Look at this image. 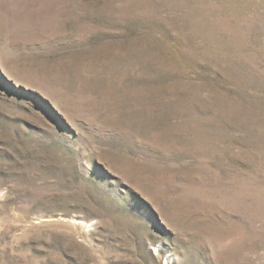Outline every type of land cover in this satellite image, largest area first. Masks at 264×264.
Returning <instances> with one entry per match:
<instances>
[{
	"label": "rangeland",
	"instance_id": "374dc122",
	"mask_svg": "<svg viewBox=\"0 0 264 264\" xmlns=\"http://www.w3.org/2000/svg\"><path fill=\"white\" fill-rule=\"evenodd\" d=\"M0 264H264V0H0Z\"/></svg>",
	"mask_w": 264,
	"mask_h": 264
}]
</instances>
